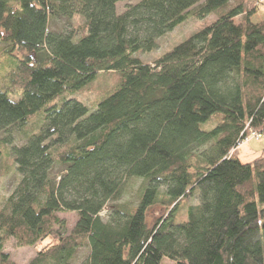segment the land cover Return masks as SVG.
Returning a JSON list of instances; mask_svg holds the SVG:
<instances>
[{"label": "trees", "instance_id": "obj_1", "mask_svg": "<svg viewBox=\"0 0 264 264\" xmlns=\"http://www.w3.org/2000/svg\"><path fill=\"white\" fill-rule=\"evenodd\" d=\"M122 1L0 0V133L40 122L20 147L0 141L16 174L0 197V264H17L8 242L34 249L28 264H264V150L235 153L264 132L262 0H139L117 14ZM189 17L214 19L154 66L136 56ZM105 72L121 83L92 112L54 103ZM137 182L136 204L123 202Z\"/></svg>", "mask_w": 264, "mask_h": 264}, {"label": "rangeland", "instance_id": "obj_2", "mask_svg": "<svg viewBox=\"0 0 264 264\" xmlns=\"http://www.w3.org/2000/svg\"><path fill=\"white\" fill-rule=\"evenodd\" d=\"M138 2L139 0H124L122 2H119L116 5L117 14H122L126 10V7L135 5ZM213 19H214L213 17H209L206 19V21H197L189 17L184 24L176 27L171 33H168L158 41V48L156 51L146 54H137L136 56H138L143 63L154 66L155 61L159 57H161L164 52L170 51L174 46L182 42L189 35L199 30L204 24H208L212 22ZM252 20L254 23L264 20V3L259 5L258 12L252 18ZM74 23L76 22L74 21ZM4 36H5L4 32L0 29V41ZM2 48L3 47L0 48V76H2L7 71V64L9 63V61H11L8 54H5L2 51ZM120 83H121V77L119 74L108 73V72L101 73L95 78L94 81L89 83L81 91L76 92L74 94H65L61 98L57 99L54 103L55 104L59 103L61 99L64 98H74L77 101L81 102L83 105H85L89 109V112H92L94 110L93 103L95 102V100H97L100 97L101 99H103L105 96L102 97L100 95H103V93H105L106 91H110L118 87ZM10 97L12 100H18V97H13V96ZM39 126H40V122L36 120L24 130L21 128H10L5 132L0 133V141L3 140L5 137H9L11 138L10 144L8 145L9 150L12 147H20L25 144L27 140V136L31 134L30 128L33 127L34 129H38ZM201 129L208 131L210 129V123L207 122L205 125H202ZM246 144H249V146L254 150H258V151L264 150L263 141L250 139ZM8 160L9 159H6V161H2V163L0 161V197H6L11 192L16 182V174H14L13 172L4 175L6 171L4 167L6 166L5 164L8 162ZM139 186L140 183L137 182L132 187V189L123 196L122 201L136 204L137 202L136 195L138 193ZM187 203L193 205L192 201L191 202L189 201ZM186 205H187L186 203H183L181 205L182 211H185ZM163 212L164 210L160 206L152 207L149 210L147 216V220L149 224H151L155 219L159 218ZM60 218L66 220L68 229H71L77 220L74 214H61ZM3 251L10 256L13 262L17 264H28V262L32 259L35 253L34 249L32 248L14 249L12 247V242H8L5 245ZM87 253L88 252L86 248L79 250L76 255V261L81 262L86 257ZM161 264H171V263L166 260H163Z\"/></svg>", "mask_w": 264, "mask_h": 264}, {"label": "crops", "instance_id": "obj_3", "mask_svg": "<svg viewBox=\"0 0 264 264\" xmlns=\"http://www.w3.org/2000/svg\"><path fill=\"white\" fill-rule=\"evenodd\" d=\"M260 152L261 151L251 148L249 144H245L235 151L236 156L242 163H251L259 155Z\"/></svg>", "mask_w": 264, "mask_h": 264}, {"label": "built area", "instance_id": "obj_4", "mask_svg": "<svg viewBox=\"0 0 264 264\" xmlns=\"http://www.w3.org/2000/svg\"><path fill=\"white\" fill-rule=\"evenodd\" d=\"M262 3H264V0H262ZM250 139H255V140L264 142V132L263 133H257V132L252 133L249 137L244 139V141L240 144V146L246 144Z\"/></svg>", "mask_w": 264, "mask_h": 264}]
</instances>
